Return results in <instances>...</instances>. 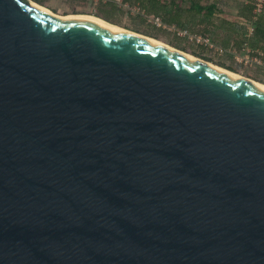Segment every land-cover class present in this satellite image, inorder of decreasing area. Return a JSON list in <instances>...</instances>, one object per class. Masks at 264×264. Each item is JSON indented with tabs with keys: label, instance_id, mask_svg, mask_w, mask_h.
Wrapping results in <instances>:
<instances>
[{
	"label": "water",
	"instance_id": "obj_1",
	"mask_svg": "<svg viewBox=\"0 0 264 264\" xmlns=\"http://www.w3.org/2000/svg\"><path fill=\"white\" fill-rule=\"evenodd\" d=\"M208 63L0 0V264H264V90Z\"/></svg>",
	"mask_w": 264,
	"mask_h": 264
},
{
	"label": "rangeland",
	"instance_id": "obj_2",
	"mask_svg": "<svg viewBox=\"0 0 264 264\" xmlns=\"http://www.w3.org/2000/svg\"><path fill=\"white\" fill-rule=\"evenodd\" d=\"M31 1L58 15L75 14L73 7L66 4L65 0ZM142 1L149 7L154 1L164 7V11L160 16H150L141 6ZM113 3L116 12L106 22L162 41L264 84V40L255 34L254 25L261 17L264 19V0H114ZM194 4L216 5L218 11L208 19L205 13L191 9ZM247 5L254 7L251 21L244 18ZM178 15L182 21L180 26L167 25L163 21L164 18L174 19ZM227 41L229 46L226 45Z\"/></svg>",
	"mask_w": 264,
	"mask_h": 264
},
{
	"label": "trees",
	"instance_id": "obj_3",
	"mask_svg": "<svg viewBox=\"0 0 264 264\" xmlns=\"http://www.w3.org/2000/svg\"><path fill=\"white\" fill-rule=\"evenodd\" d=\"M153 5L151 7H149L148 5L145 4L144 1L141 2V6L143 8H145V11L148 15L150 16H160L161 12L164 11V7L159 6L158 3H155L153 1L152 3ZM191 9H194L197 13H205L207 18L209 19L210 17H212L214 15L215 12L218 11V8L216 5H210V6H201L199 4H194ZM246 12L247 14L244 16V18L247 21H251L253 18V10L254 7L253 5H247L246 6ZM165 22V24L167 25H177L180 26L182 21L180 19V15L176 16V18L174 19H167L164 18L163 20ZM264 19H262V17L260 18V20L255 21L254 25H255V34L260 38V40H264ZM216 41V39L214 40ZM226 45L229 46V41L226 42Z\"/></svg>",
	"mask_w": 264,
	"mask_h": 264
},
{
	"label": "flooded vegetation",
	"instance_id": "obj_4",
	"mask_svg": "<svg viewBox=\"0 0 264 264\" xmlns=\"http://www.w3.org/2000/svg\"><path fill=\"white\" fill-rule=\"evenodd\" d=\"M66 4H69L75 10V14L67 15H91L94 14L105 21H110L111 17L114 16L116 8L114 6V0H65ZM95 1V2H94ZM94 4V5H93ZM83 12H79V11ZM121 28V27H120Z\"/></svg>",
	"mask_w": 264,
	"mask_h": 264
},
{
	"label": "bare ground",
	"instance_id": "obj_5",
	"mask_svg": "<svg viewBox=\"0 0 264 264\" xmlns=\"http://www.w3.org/2000/svg\"><path fill=\"white\" fill-rule=\"evenodd\" d=\"M42 7H43L44 9H46V10L52 12V11L49 10L48 8H46V7H44V6H42ZM57 15H58V14H57ZM59 16L62 17V18H70V17H72V18H76V17H80V18H88V19H92V20H95V21L100 22V24H102L103 26H105L106 28H108V29L111 30V31H114V32H117V33H124V34L134 35V36H137V37H141V38H143V39H147V40L152 41V42H154V43H157V44H159V45H163V46H166V47L172 48L171 46L165 44V43L162 42V41H159V40H156V39H153V38H150V37H147V36H143V35L137 34V33H135V32H131V31H128V30H126V29L120 28V27L115 26V25H113V24L107 23V22H105V20H103L102 18H99V17L94 16V15L83 16V15H60V14H59ZM187 55H188L189 57H191V58L194 59V56H193V55H190V54H187ZM195 59H196V58H195ZM208 65H210L211 67H213V68H215V69H217V70H219V71H223L224 73H227L228 75H231V76H233V77H235V78H237V79H240V80H242V81H245V82L251 83V84H253V85H255V86H257V87H259V88H261V89L264 90V84L258 83V82H256V81H253V80L247 78V77H244V76L239 75V74H237V73L231 72V71H229V70H227V69H224V68H222V67L216 66V65H214V64H212V63H210V62L208 63Z\"/></svg>",
	"mask_w": 264,
	"mask_h": 264
},
{
	"label": "built area",
	"instance_id": "obj_6",
	"mask_svg": "<svg viewBox=\"0 0 264 264\" xmlns=\"http://www.w3.org/2000/svg\"><path fill=\"white\" fill-rule=\"evenodd\" d=\"M158 21H159V19H158Z\"/></svg>",
	"mask_w": 264,
	"mask_h": 264
}]
</instances>
